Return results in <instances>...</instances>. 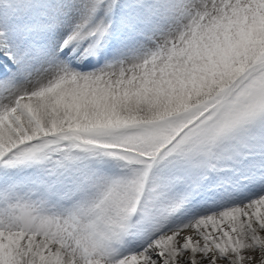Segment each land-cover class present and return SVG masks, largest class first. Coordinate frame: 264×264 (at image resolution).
I'll return each mask as SVG.
<instances>
[{
    "label": "snow or ice",
    "instance_id": "snow-or-ice-1",
    "mask_svg": "<svg viewBox=\"0 0 264 264\" xmlns=\"http://www.w3.org/2000/svg\"><path fill=\"white\" fill-rule=\"evenodd\" d=\"M0 264H264V0H0Z\"/></svg>",
    "mask_w": 264,
    "mask_h": 264
}]
</instances>
